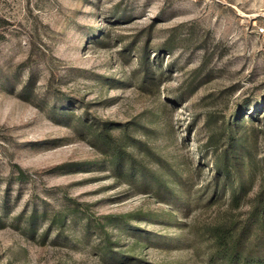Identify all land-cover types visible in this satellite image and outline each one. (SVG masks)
Instances as JSON below:
<instances>
[{
	"label": "rangeland",
	"instance_id": "rangeland-1",
	"mask_svg": "<svg viewBox=\"0 0 264 264\" xmlns=\"http://www.w3.org/2000/svg\"><path fill=\"white\" fill-rule=\"evenodd\" d=\"M263 101L264 0H0V264H209L205 138Z\"/></svg>",
	"mask_w": 264,
	"mask_h": 264
},
{
	"label": "trees",
	"instance_id": "trees-1",
	"mask_svg": "<svg viewBox=\"0 0 264 264\" xmlns=\"http://www.w3.org/2000/svg\"><path fill=\"white\" fill-rule=\"evenodd\" d=\"M245 105L205 138L207 154L212 152V197L229 201L227 211L215 216L209 264L215 261L220 264H264V251L255 252L249 248L256 235L264 234V118L260 119L261 123H256L260 114H264V103ZM116 126L110 121L100 124L90 136L99 148L102 145L105 149L112 148L116 136L111 130ZM111 161L114 170L130 166L150 172L131 153L119 148H113ZM20 170L22 174L27 173L22 167ZM151 178L168 188L167 180L160 173L151 172ZM245 199L250 200V206L247 216L241 220L233 210Z\"/></svg>",
	"mask_w": 264,
	"mask_h": 264
}]
</instances>
